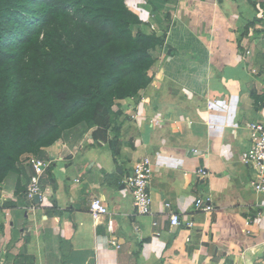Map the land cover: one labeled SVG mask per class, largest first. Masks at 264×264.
Instances as JSON below:
<instances>
[{"label":"crops","instance_id":"0c3cea01","mask_svg":"<svg viewBox=\"0 0 264 264\" xmlns=\"http://www.w3.org/2000/svg\"><path fill=\"white\" fill-rule=\"evenodd\" d=\"M171 4L166 20L127 1L139 30L166 39L148 85L112 107L118 154L80 124L43 150L39 203L25 163L1 184L0 264H264V193L242 161L249 124L264 123V0ZM144 157L152 204L138 216L124 181ZM94 199L108 215H91Z\"/></svg>","mask_w":264,"mask_h":264},{"label":"trees","instance_id":"16d2710c","mask_svg":"<svg viewBox=\"0 0 264 264\" xmlns=\"http://www.w3.org/2000/svg\"><path fill=\"white\" fill-rule=\"evenodd\" d=\"M127 1L0 0V187L80 124L118 154L112 107L148 85L166 39L139 30ZM147 2L170 20L176 0Z\"/></svg>","mask_w":264,"mask_h":264},{"label":"built area","instance_id":"2783aa9c","mask_svg":"<svg viewBox=\"0 0 264 264\" xmlns=\"http://www.w3.org/2000/svg\"><path fill=\"white\" fill-rule=\"evenodd\" d=\"M151 30L153 27L151 26ZM248 148L242 154V161L255 174L250 181L251 189L257 194L264 193V123L253 122L248 126ZM34 170L26 188L25 197L29 202L34 201V197L42 195V189L39 184V178L43 163L31 160ZM152 178V165L147 157L140 159L133 167L132 172L124 181L125 186L130 191L134 214L145 216L151 213L152 198L149 193V183ZM195 206L202 212H209L212 207L200 199L195 201ZM90 213L92 216H106L109 214L107 207L98 199L92 200L90 204ZM170 226L178 227L180 219L176 213L169 217ZM114 245V244H113Z\"/></svg>","mask_w":264,"mask_h":264},{"label":"rangeland","instance_id":"374dc122","mask_svg":"<svg viewBox=\"0 0 264 264\" xmlns=\"http://www.w3.org/2000/svg\"><path fill=\"white\" fill-rule=\"evenodd\" d=\"M150 6H151V5H150ZM147 10H150V7H147ZM150 12H152V11L150 10ZM165 12H166V11H165ZM152 13H153V12H152ZM160 13H161V12H160ZM178 13H179V12H178ZM153 15L156 16L157 18L161 19V17L157 14V12L153 13ZM184 15H186V17L189 18V15H192V14L189 13V12H187V14H184ZM162 16H163V13H162ZM163 18H164V17H163ZM175 20H176L175 22H178V20H180V17L176 18ZM132 31H133V33H135V32H136L135 28H132ZM202 201L204 202V200H202Z\"/></svg>","mask_w":264,"mask_h":264},{"label":"water","instance_id":"95a60500","mask_svg":"<svg viewBox=\"0 0 264 264\" xmlns=\"http://www.w3.org/2000/svg\"><path fill=\"white\" fill-rule=\"evenodd\" d=\"M121 188H123V185L121 186ZM34 202H35V203H39V202H40L39 196L36 195V196L34 197Z\"/></svg>","mask_w":264,"mask_h":264}]
</instances>
